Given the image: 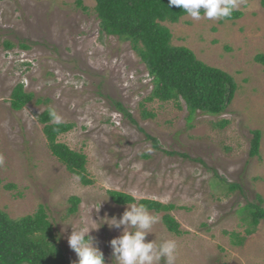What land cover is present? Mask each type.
I'll list each match as a JSON object with an SVG mask.
<instances>
[{
    "label": "rangeland",
    "instance_id": "374dc122",
    "mask_svg": "<svg viewBox=\"0 0 264 264\" xmlns=\"http://www.w3.org/2000/svg\"><path fill=\"white\" fill-rule=\"evenodd\" d=\"M76 1L0 0V210L14 219L44 206L73 263L77 257L67 238L72 228L95 229L91 217L100 227L89 235L105 264H115L109 241L123 229L101 221L125 211L127 205H115L107 194L121 192L175 206L169 215L183 234H169L162 214L150 212L159 222L146 237L157 244L175 240V264H264V219L253 229L250 218L237 213L249 204L264 211V65L254 60L264 55V0H237L238 20L186 16L169 26L173 45L187 46L238 86L222 115L196 112L191 121L182 101L145 102L151 78L129 42L101 34L93 0H82L86 12ZM18 84L34 98L13 111L10 96ZM47 107L61 123L73 124L59 141L86 156L91 185L83 186L48 151L37 121ZM221 121L228 125L214 126ZM139 129L157 140V150ZM255 130L261 132L259 156L250 158ZM228 184L240 189L230 192ZM71 197L80 202L67 217Z\"/></svg>",
    "mask_w": 264,
    "mask_h": 264
},
{
    "label": "trees",
    "instance_id": "16d2710c",
    "mask_svg": "<svg viewBox=\"0 0 264 264\" xmlns=\"http://www.w3.org/2000/svg\"><path fill=\"white\" fill-rule=\"evenodd\" d=\"M99 29L106 37L117 38L121 42H129L148 76L151 78L152 88L145 102L176 103L183 102L189 111L188 120L194 114L220 116L231 104L237 84L233 77L222 69L208 66L200 61L196 54L187 46L172 44L173 34L169 26L177 25L188 16L182 9L169 7L168 0H93ZM76 7L86 12L87 8L82 0L75 2ZM264 6V1H263ZM203 15V13H201ZM242 17L240 11H234L230 18H223V22L238 20ZM5 48L12 45L4 43ZM21 49L28 47L20 45ZM256 63L264 65V55L257 54ZM31 93H25L23 85H16L10 96V107L13 111H20L33 101ZM37 105L49 104V100H37ZM115 109L128 118L130 123L137 125L131 116L123 109L119 102L114 103ZM47 107L38 117L42 125V133L46 146L54 157L70 174L78 178L83 186H89L92 181L87 179V158L81 152L71 150L59 141V137L73 129L71 123L56 125L51 122ZM144 118L153 117L151 113H143ZM228 125L227 121L214 124L218 128ZM140 132L154 150L158 149V142L142 129ZM249 157L259 156L261 132H252ZM175 155V153H169ZM186 157L185 155H181ZM144 158L147 155H143ZM219 182H223L219 180ZM226 186V185H225ZM6 188H14L9 185ZM228 191L239 190L238 184H228ZM110 200L117 206H126L128 202L144 204L149 212L160 213L161 222L169 234L181 236L179 224L169 215L175 209L174 205H163L152 200H135L125 193L108 191ZM262 204L260 197L257 198ZM80 200L71 197L66 216H73L77 212ZM238 214L249 217L251 226L255 229L260 220L264 219V211L256 205H246L237 209ZM44 206H38L31 215L10 218L0 210V264H74L68 260L63 249L58 244L54 227L48 219ZM249 233V232H248Z\"/></svg>",
    "mask_w": 264,
    "mask_h": 264
},
{
    "label": "clouds",
    "instance_id": "9594fccd",
    "mask_svg": "<svg viewBox=\"0 0 264 264\" xmlns=\"http://www.w3.org/2000/svg\"><path fill=\"white\" fill-rule=\"evenodd\" d=\"M169 7L182 9L195 20L203 18L219 20L230 18L238 8L237 0H168ZM52 123L59 125L61 116L55 109H49ZM35 118V117H34ZM4 158L0 156V165ZM78 179V178H77ZM90 221L98 226L95 229L82 227L74 230L67 238L68 247L75 253L77 259L74 264H105L103 252L96 245L95 238L89 233L100 227V224ZM159 222L157 215L150 214L144 204L128 202L125 211L117 218L105 217L101 223L110 228L123 229L120 235L109 241L111 255L115 264H175L177 259V243L175 240H165L159 244L155 240L147 241L152 227Z\"/></svg>",
    "mask_w": 264,
    "mask_h": 264
}]
</instances>
